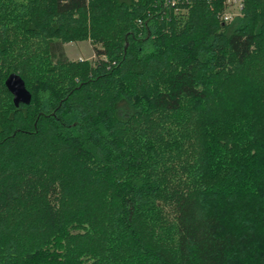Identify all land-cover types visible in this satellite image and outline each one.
<instances>
[{"label": "trees", "instance_id": "trees-1", "mask_svg": "<svg viewBox=\"0 0 264 264\" xmlns=\"http://www.w3.org/2000/svg\"><path fill=\"white\" fill-rule=\"evenodd\" d=\"M224 10L0 0V264H264V0Z\"/></svg>", "mask_w": 264, "mask_h": 264}, {"label": "rangeland", "instance_id": "rangeland-1", "mask_svg": "<svg viewBox=\"0 0 264 264\" xmlns=\"http://www.w3.org/2000/svg\"><path fill=\"white\" fill-rule=\"evenodd\" d=\"M224 12L228 13V15H232V18L238 15V9L233 2H231V4L225 2ZM64 48L66 55L70 60H91L94 57L93 46L88 39L66 42L64 43Z\"/></svg>", "mask_w": 264, "mask_h": 264}, {"label": "water", "instance_id": "water-1", "mask_svg": "<svg viewBox=\"0 0 264 264\" xmlns=\"http://www.w3.org/2000/svg\"><path fill=\"white\" fill-rule=\"evenodd\" d=\"M5 87L12 95V101L15 106L20 103L29 104L31 101V93L26 88L24 80L17 73H10L5 81Z\"/></svg>", "mask_w": 264, "mask_h": 264}, {"label": "built area", "instance_id": "built-area-1", "mask_svg": "<svg viewBox=\"0 0 264 264\" xmlns=\"http://www.w3.org/2000/svg\"><path fill=\"white\" fill-rule=\"evenodd\" d=\"M225 2H227L228 4H231V2H233L236 5V7L238 9V14H239L244 0H227V1L225 0ZM168 3L171 5H174L175 0H168ZM221 17L224 21H228V20L232 19V15H228V13H226V12H224Z\"/></svg>", "mask_w": 264, "mask_h": 264}]
</instances>
